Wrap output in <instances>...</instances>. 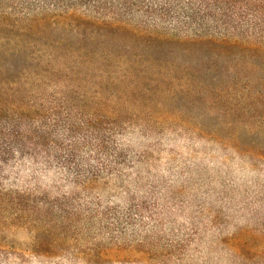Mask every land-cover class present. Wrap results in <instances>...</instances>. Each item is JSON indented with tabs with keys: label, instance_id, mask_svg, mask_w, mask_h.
<instances>
[{
	"label": "trees",
	"instance_id": "16d2710c",
	"mask_svg": "<svg viewBox=\"0 0 264 264\" xmlns=\"http://www.w3.org/2000/svg\"><path fill=\"white\" fill-rule=\"evenodd\" d=\"M179 100L264 126V0H0V211L71 222L76 199L21 192L13 169L87 190L131 127L184 123Z\"/></svg>",
	"mask_w": 264,
	"mask_h": 264
},
{
	"label": "rangeland",
	"instance_id": "374dc122",
	"mask_svg": "<svg viewBox=\"0 0 264 264\" xmlns=\"http://www.w3.org/2000/svg\"><path fill=\"white\" fill-rule=\"evenodd\" d=\"M181 100L184 123L131 127L120 164L87 190L13 169L7 185L79 210L68 223L54 211L50 232L0 211V264H264V126Z\"/></svg>",
	"mask_w": 264,
	"mask_h": 264
}]
</instances>
